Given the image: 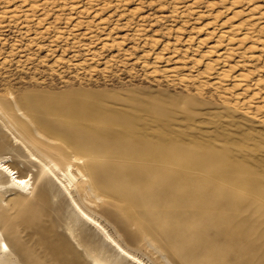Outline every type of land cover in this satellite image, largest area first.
<instances>
[{"label": "rangeland", "instance_id": "1", "mask_svg": "<svg viewBox=\"0 0 264 264\" xmlns=\"http://www.w3.org/2000/svg\"><path fill=\"white\" fill-rule=\"evenodd\" d=\"M0 107L33 194L12 136L91 163L74 198L145 263L264 264V0H0ZM49 179L0 202L20 263L113 258Z\"/></svg>", "mask_w": 264, "mask_h": 264}, {"label": "bare ground", "instance_id": "2", "mask_svg": "<svg viewBox=\"0 0 264 264\" xmlns=\"http://www.w3.org/2000/svg\"><path fill=\"white\" fill-rule=\"evenodd\" d=\"M206 66L208 67L209 70L212 71L219 68V66L218 67L214 66L212 62L210 64H206ZM224 76L225 74L223 73V71L221 73H218L217 77H215V85L216 84L218 85L219 82H222L221 80L222 78L224 81ZM238 80H237V85L235 87L238 86L240 87L243 84V82L241 81L242 79L241 80L238 79ZM247 91H248V87L245 86L243 93L244 92L247 93ZM246 100H243L244 103L246 102ZM251 102H246V103L247 105L248 104L250 105ZM0 111H2L1 107H0ZM12 144L22 153H24L27 163L32 165L33 167H37L40 170V174L43 175L44 177L39 183L35 193L33 194L32 192L33 174L29 172H23L19 168V166L15 164V162L10 156H5L0 153V202L4 203L5 207L9 206L11 202V199L9 198H8L9 200L4 199L7 195L8 197H10V195L13 196L16 195V197H20V198H32L33 202H35L36 204L45 203L46 201H48V197L46 195L47 181L45 180L46 178H50L53 184L55 185V187L57 188V190L62 194L63 197H65L68 200L70 206L72 207L75 218L77 220L83 221L84 223L92 227L94 231L101 236L105 244L109 246V248L113 251L114 253L113 258H109L105 256H90L93 264H119L123 260L133 264H147L133 253L126 250L122 246V244H120V242L109 232V230L105 227V225L102 224L100 220L95 218L92 214L85 211L74 198L73 192L80 194L79 187L83 181L88 182L87 191L84 190V192H86V194L92 192V183L94 178L92 177L91 174L89 175L84 174L80 170L81 167L85 168L86 170L87 168L90 167L91 163L85 161L81 157H73L72 162H68L65 164V166L61 167L53 162L47 161L46 158L44 159L36 155L29 148L27 144L20 141L15 136H12ZM164 161L166 162V160ZM169 163L172 164L171 162ZM68 232L72 236V231L70 229L68 230ZM0 264H21L19 258L16 256V254H14V252L6 242L1 229H0Z\"/></svg>", "mask_w": 264, "mask_h": 264}]
</instances>
